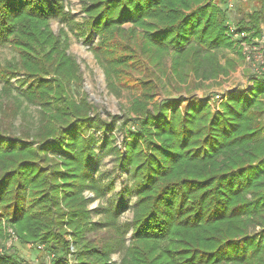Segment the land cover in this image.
I'll return each instance as SVG.
<instances>
[{
    "label": "trees",
    "instance_id": "obj_1",
    "mask_svg": "<svg viewBox=\"0 0 264 264\" xmlns=\"http://www.w3.org/2000/svg\"><path fill=\"white\" fill-rule=\"evenodd\" d=\"M81 1L80 32H96L92 50L108 88L132 91L131 108L108 120L86 94L74 96L82 77L66 39L50 27L52 0H0V45L17 53L0 65L2 94L17 105L0 103V242L10 226L20 243H43L51 264H116L120 240L88 237L96 223L84 191L104 193L91 168L92 128H112L123 116L124 152L113 150L137 198L121 264H264V90L253 93L264 80L226 92L215 110L172 93L151 103L166 84L183 90L191 73L203 81L236 67L242 58L226 12L213 0ZM263 14L264 4L235 24L258 33ZM220 48L238 57L222 64ZM10 76L27 88L12 94ZM21 100L40 107L35 128L13 122ZM104 211L111 219L100 228L120 213ZM22 263L19 253L0 256V264Z\"/></svg>",
    "mask_w": 264,
    "mask_h": 264
},
{
    "label": "rangeland",
    "instance_id": "obj_2",
    "mask_svg": "<svg viewBox=\"0 0 264 264\" xmlns=\"http://www.w3.org/2000/svg\"><path fill=\"white\" fill-rule=\"evenodd\" d=\"M55 1V3H54ZM213 2L226 12L229 22L237 23L241 18L245 21L249 20L248 15L254 10L264 4V0H213ZM59 4L62 8H59ZM83 2L81 0H52L49 12V24L51 29L59 35L63 40L66 39V49L72 54L79 65V74L82 77L80 84L73 83L72 93L75 97H79L82 93L86 94L90 103L95 109L99 111L102 118L110 120L109 114L120 116L124 109L131 108V99L133 97L132 91L124 90L121 95L117 96L109 90L105 71L101 63L98 61L93 49V45L98 42V35L96 32H88L83 35L80 28H84L82 22L85 18L83 10ZM65 12L64 14H62ZM64 17V18H63ZM129 26V25H126ZM234 47V46H233ZM220 62L225 64L229 58L236 59L238 57L235 50L230 48H220L215 50ZM15 50L9 45H0V65L5 68L6 61L13 59L16 56ZM168 57V58H167ZM165 57L164 62L171 64L170 56ZM167 58V60H166ZM140 74H137L139 76ZM248 70L245 68L242 59L237 60L236 67L227 75L220 76L216 79L203 80L194 79L191 73L184 83L183 90H175L169 84H166L167 90L163 88L154 100L162 99L168 93L171 96L181 97L184 100L193 99L196 104L203 105L208 103L212 108L216 109V101L218 103L221 99H216L217 94H223L229 91L239 90L244 92L249 90ZM21 76H10V85L12 87V94H20L22 90L27 88V85H22L18 82ZM0 73V103L5 102V99L11 98L8 104L14 105L16 108V101L11 95H3V86L6 83ZM264 90V84L257 83L253 89V93ZM249 93V92H247ZM215 97V98H214ZM187 98V99H186ZM22 99V97L20 98ZM18 102V101H17ZM21 109L18 116L12 120L16 126H31L35 128L39 124V110L38 105H33L27 101L21 100ZM187 104H182V107ZM181 107V108H182ZM132 115L134 112L130 111ZM117 118L112 128L105 129L92 128V132L97 138L96 155L93 158L91 165L92 172L95 178L104 186V193L100 197H95L94 192L85 190L84 194L92 198L89 203V208L92 210L91 219L96 223L94 232H90L89 238L91 240H120V246L112 255V261L116 264H121V259L124 255L126 246L131 239V230L125 234L124 228L128 221H131L134 215V202L136 200V187L134 179L132 178L129 168L121 166L117 159L114 147H119L124 152V133L120 129L122 118ZM101 206L102 211L98 210ZM118 208L120 213L112 225L100 228L99 222H103L111 216L104 210L109 209L110 212ZM5 223V222H4ZM7 237L0 242V256L6 253H19L24 258L22 264H51L50 257L52 254L48 253L43 243L30 242L22 244L18 240V236L12 227L6 226ZM74 251V246L71 247ZM70 261L72 256L70 255Z\"/></svg>",
    "mask_w": 264,
    "mask_h": 264
},
{
    "label": "built area",
    "instance_id": "obj_3",
    "mask_svg": "<svg viewBox=\"0 0 264 264\" xmlns=\"http://www.w3.org/2000/svg\"><path fill=\"white\" fill-rule=\"evenodd\" d=\"M227 35L234 42L248 70L247 85L250 89L257 80H264V14L259 22L258 33L240 29L235 23L228 22ZM224 97L225 93L216 95V99Z\"/></svg>",
    "mask_w": 264,
    "mask_h": 264
}]
</instances>
